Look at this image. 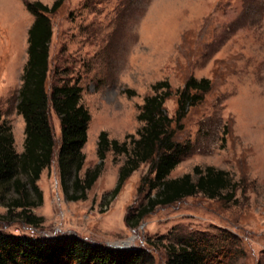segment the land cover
I'll return each mask as SVG.
<instances>
[{"label":"rangeland","instance_id":"rangeland-1","mask_svg":"<svg viewBox=\"0 0 264 264\" xmlns=\"http://www.w3.org/2000/svg\"><path fill=\"white\" fill-rule=\"evenodd\" d=\"M26 1L35 0H0V114L11 125L18 153L24 121L15 103L34 18ZM38 1L50 6L54 0ZM50 19L47 87L55 79L76 82L90 113L81 177L98 162L100 131L120 141L135 133L140 106L154 83L169 82L173 94L164 106L174 117V91L194 77L208 78L211 87L189 107L180 127L172 124L175 140L188 148L168 177L212 165L240 186L230 201L198 193L159 206L131 226L126 217L135 220L136 209L146 201L148 187L141 178L148 164H141L107 203L123 155L114 161L112 152L107 154L86 199L78 201L66 199L53 160L37 182L42 203L31 208L42 219L39 225L25 223L18 209L3 217L6 207L0 202V231L77 236L119 249L141 247L154 264H164L165 245L197 232L226 229L241 240L240 253L228 264H264V0H64ZM52 122L58 143L53 112Z\"/></svg>","mask_w":264,"mask_h":264},{"label":"trees","instance_id":"trees-1","mask_svg":"<svg viewBox=\"0 0 264 264\" xmlns=\"http://www.w3.org/2000/svg\"><path fill=\"white\" fill-rule=\"evenodd\" d=\"M64 0H54L50 6L41 1H26L27 11L34 17L27 30V59L16 95L15 110L24 121L23 150L14 147L11 125L0 114V202L6 215H17L27 224L38 226L40 217L31 208L42 203L43 194L38 180L44 169L50 170L55 160L62 192L69 201L84 200L87 191L101 174L106 156L112 152L114 161L123 155L117 180L109 193L110 203L121 191L125 181L143 163L148 164L142 184H147L146 201L135 212V220L125 221L136 226L159 206H167L186 197L202 194L209 199H233L239 183L223 169L207 165L195 166L193 173L169 178L180 162L187 146L175 140L176 128L190 106L200 102L209 91L208 78L189 77L174 94L177 96L175 115L169 116L165 101L173 92L167 80L152 85L153 93L143 99L137 114L141 125L123 140L110 138L107 131L99 132L96 143L98 162L80 171L85 161L82 151L87 142L90 113L81 102L82 88L76 82L55 79L47 87L50 76L49 46L52 37L50 15ZM56 71H54L55 75ZM130 96L134 91L126 89ZM52 112L59 122L56 143ZM239 237L226 229L217 234L197 232L190 237L165 245L164 264H228L234 253H240ZM0 264H154L143 248L119 249L92 243L77 236L33 237L0 231Z\"/></svg>","mask_w":264,"mask_h":264},{"label":"water","instance_id":"water-1","mask_svg":"<svg viewBox=\"0 0 264 264\" xmlns=\"http://www.w3.org/2000/svg\"><path fill=\"white\" fill-rule=\"evenodd\" d=\"M124 245H127V244H124Z\"/></svg>","mask_w":264,"mask_h":264},{"label":"crops","instance_id":"crops-1","mask_svg":"<svg viewBox=\"0 0 264 264\" xmlns=\"http://www.w3.org/2000/svg\"><path fill=\"white\" fill-rule=\"evenodd\" d=\"M21 153V152H20Z\"/></svg>","mask_w":264,"mask_h":264}]
</instances>
